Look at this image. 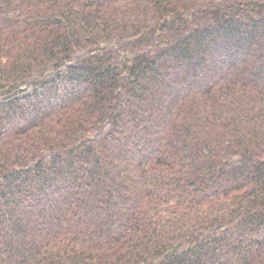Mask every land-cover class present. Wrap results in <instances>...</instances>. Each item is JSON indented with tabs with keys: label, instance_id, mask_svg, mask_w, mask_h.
<instances>
[{
	"label": "trees",
	"instance_id": "obj_1",
	"mask_svg": "<svg viewBox=\"0 0 264 264\" xmlns=\"http://www.w3.org/2000/svg\"><path fill=\"white\" fill-rule=\"evenodd\" d=\"M0 264H264V0H0Z\"/></svg>",
	"mask_w": 264,
	"mask_h": 264
}]
</instances>
